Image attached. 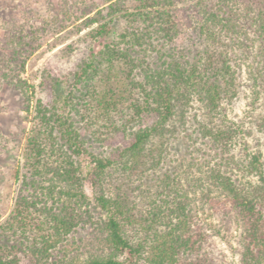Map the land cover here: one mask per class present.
I'll return each instance as SVG.
<instances>
[{"label": "trees", "instance_id": "16d2710c", "mask_svg": "<svg viewBox=\"0 0 264 264\" xmlns=\"http://www.w3.org/2000/svg\"><path fill=\"white\" fill-rule=\"evenodd\" d=\"M58 2L40 29L0 8V88L29 124L0 264H216L199 219L220 203L238 264H264V0ZM69 27L59 65L25 77Z\"/></svg>", "mask_w": 264, "mask_h": 264}, {"label": "rangeland", "instance_id": "374dc122", "mask_svg": "<svg viewBox=\"0 0 264 264\" xmlns=\"http://www.w3.org/2000/svg\"><path fill=\"white\" fill-rule=\"evenodd\" d=\"M66 1L76 2L80 8H93L101 6L102 4V0ZM58 4V0H0V8L7 13L6 15H8V12L17 15V17L25 15L29 17L33 27H39V29L41 28V22L49 21L51 15L54 12L57 13V10H59L57 8ZM91 15H93V12ZM71 28L69 27L59 34L49 32L43 37L42 53L45 54L39 57L38 65L34 69L28 66L26 67L25 77L33 79L35 69L40 67L45 57L53 65H59V62L53 59L52 56L71 40L76 39V35H73L76 30ZM53 43H55V47L46 52ZM56 45L58 46L56 47ZM77 59L78 57L72 59L73 62L64 65L74 64ZM241 77L242 79L239 80L241 81V86L238 97L231 106L227 107L228 116L235 121L245 117L248 111L251 110L249 106L250 92L246 86V74L244 70ZM20 109L21 106L19 105L17 95L9 90L0 88V222L6 218L12 207L14 191L17 189L14 184L13 175L15 174V168L18 162L20 163L21 161L20 137L23 129H26V131L29 129L28 122L24 123L25 121L22 119L23 115ZM13 140H15L14 143ZM248 143L252 151H261L264 159V137L255 132L251 138H248ZM84 170H88V167L85 165ZM85 191L89 196H92L89 184L85 185ZM199 221L203 225L204 231H206L209 238L206 250L214 259L215 263L238 264L239 255L237 252L240 247L238 239L241 233V227L235 220L234 212L228 209L226 205L220 203L216 208L201 214Z\"/></svg>", "mask_w": 264, "mask_h": 264}]
</instances>
